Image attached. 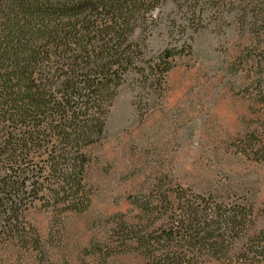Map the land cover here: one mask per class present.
Returning a JSON list of instances; mask_svg holds the SVG:
<instances>
[{"label":"rangeland","instance_id":"rangeland-1","mask_svg":"<svg viewBox=\"0 0 264 264\" xmlns=\"http://www.w3.org/2000/svg\"><path fill=\"white\" fill-rule=\"evenodd\" d=\"M251 2L165 0L139 22L142 70L126 74L104 138L87 149L86 209L38 203L26 212V242H0V264H143L130 237L202 197L250 207L251 236L264 228V160L255 154L264 141V14L244 11ZM166 50L176 54L160 75L150 67Z\"/></svg>","mask_w":264,"mask_h":264},{"label":"trees","instance_id":"trees-1","mask_svg":"<svg viewBox=\"0 0 264 264\" xmlns=\"http://www.w3.org/2000/svg\"><path fill=\"white\" fill-rule=\"evenodd\" d=\"M164 1L0 0V242H26V212L38 203L86 209L87 149L104 138L126 74L142 70L139 22ZM244 11L262 16L264 0ZM175 54L150 68L165 74ZM255 154L264 160V141ZM178 209L130 237L143 264H264L250 207L202 197Z\"/></svg>","mask_w":264,"mask_h":264}]
</instances>
